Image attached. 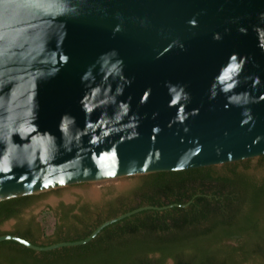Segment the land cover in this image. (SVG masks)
I'll use <instances>...</instances> for the list:
<instances>
[{
	"label": "water",
	"instance_id": "95a60500",
	"mask_svg": "<svg viewBox=\"0 0 264 264\" xmlns=\"http://www.w3.org/2000/svg\"><path fill=\"white\" fill-rule=\"evenodd\" d=\"M261 156L264 0H0V201Z\"/></svg>",
	"mask_w": 264,
	"mask_h": 264
},
{
	"label": "trees",
	"instance_id": "16d2710c",
	"mask_svg": "<svg viewBox=\"0 0 264 264\" xmlns=\"http://www.w3.org/2000/svg\"><path fill=\"white\" fill-rule=\"evenodd\" d=\"M250 162L141 175L131 190L102 203L61 202L46 242L35 217L22 218L40 195L2 200L0 236L39 246L86 239L103 222L140 207L180 206L126 218L73 248L38 253L4 241L0 264H264V175L250 173ZM11 220L15 229L2 231Z\"/></svg>",
	"mask_w": 264,
	"mask_h": 264
},
{
	"label": "rangeland",
	"instance_id": "374dc122",
	"mask_svg": "<svg viewBox=\"0 0 264 264\" xmlns=\"http://www.w3.org/2000/svg\"><path fill=\"white\" fill-rule=\"evenodd\" d=\"M249 165L251 167L250 173H256L258 176L264 175V160L254 158L251 159ZM137 182V177H126L117 181L100 184L87 183L54 189L40 194V198L35 204L23 212L22 218L27 221L35 217L36 221L43 229V236L40 241L46 242L47 239L53 235L57 224L53 209L57 208L61 202L67 205L75 203H102L112 196L131 190ZM17 225V221L11 220L5 223L1 227V230L10 232L13 231Z\"/></svg>",
	"mask_w": 264,
	"mask_h": 264
},
{
	"label": "flooded vegetation",
	"instance_id": "af4514ba",
	"mask_svg": "<svg viewBox=\"0 0 264 264\" xmlns=\"http://www.w3.org/2000/svg\"><path fill=\"white\" fill-rule=\"evenodd\" d=\"M258 160H264V156L258 157Z\"/></svg>",
	"mask_w": 264,
	"mask_h": 264
}]
</instances>
